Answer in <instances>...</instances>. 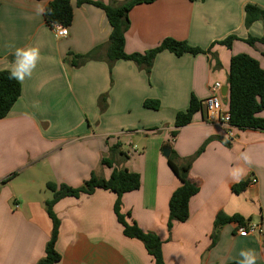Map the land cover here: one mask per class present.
<instances>
[{
	"label": "crops",
	"instance_id": "1",
	"mask_svg": "<svg viewBox=\"0 0 264 264\" xmlns=\"http://www.w3.org/2000/svg\"><path fill=\"white\" fill-rule=\"evenodd\" d=\"M52 1L0 0V71L11 68L15 48L37 46L41 52L32 78L20 83L21 96L0 120V264H38L44 258L52 230L45 210L52 198L47 183L79 188L92 175L107 180L112 169L103 159L140 176L141 187L121 198L122 213L159 237L165 264H238L246 248L255 249L257 264H264V131L234 128L229 138L222 125L206 122L202 109L173 140L170 135L177 113L187 110L192 96L203 102L216 82L227 111L231 57L247 54L264 70V45L244 41L264 34L261 21L244 26L245 5L264 9V0H155L133 7L126 54L144 53L171 38L215 55L164 51L148 74L130 61L109 67L105 49L111 27L93 5L72 0V24L66 37L57 38L44 15L35 12L36 4ZM90 1L115 7L125 2ZM230 35L238 37L230 49L214 44ZM96 49L95 60L71 66V55ZM145 101H158L159 108L147 109ZM258 117L264 119V111ZM165 145L179 164L191 160L190 178L199 187L189 201L188 220L171 230L168 202L180 183L162 154ZM241 152L249 153L251 164L238 159ZM236 166L245 169L241 181L256 180L241 194L231 191L237 183L229 172ZM115 201L113 192L96 189L53 206L60 222L55 264H154L140 241L123 235ZM219 212L238 214L256 230L240 237L236 224H229L212 245Z\"/></svg>",
	"mask_w": 264,
	"mask_h": 264
},
{
	"label": "trees",
	"instance_id": "2",
	"mask_svg": "<svg viewBox=\"0 0 264 264\" xmlns=\"http://www.w3.org/2000/svg\"><path fill=\"white\" fill-rule=\"evenodd\" d=\"M75 1L78 6L90 4L100 8L105 13L111 27V33L105 49V60L110 68L116 61L124 60L133 62L138 67L143 68L148 74L157 54L164 51L170 52L175 56H182L184 54L193 56L198 54L211 55L210 48L203 50L198 47H192L186 42L171 38L164 39L157 47L144 53L126 54L125 33L129 27L128 14L130 10L137 5L150 4L155 0H125L122 5L116 7L90 0ZM46 7L53 10L52 14L44 15L45 21L50 27H54V24H59L63 28L71 26L73 20L72 0H53ZM244 13V26L246 28H249L257 21H261L264 24V9L247 4L244 7ZM236 40H238L237 36L230 35L214 44L230 49ZM244 41L252 47L255 44L264 45V34L261 37L249 36ZM96 52L97 49L86 55H71V66L79 67L87 60H95L97 58ZM211 56L215 58V55ZM217 65L218 61H216L215 66ZM8 76V71H0V120L8 115L13 105L21 96L20 83L10 80ZM227 84V111L229 113L230 126L237 130L264 131V119L258 117V114L264 111V70L260 67L259 62L247 54L231 57ZM143 106L147 109L157 110L159 102L145 101ZM201 110L202 102L197 101L192 96L187 110L177 113L175 117L174 130L170 133L171 139L175 138L179 128L191 124L193 116ZM167 143L170 144V141ZM202 151L203 148L198 154ZM175 158V153L171 150L167 163L179 181L180 186L171 194L168 202V230H171L175 223H184L188 220L189 201L199 192L198 185L190 178L191 160L179 164ZM101 163L112 169L110 177L107 180L92 175L79 188H72L64 184L57 185L52 182L47 183L46 187L52 193V198L45 202V210L51 220L52 230L45 247L44 258L38 264H55L60 260V255L55 249L60 222L53 212V206L63 198H79L81 195H91L96 189L111 191L116 195L114 214L117 222L122 226L123 235L127 238L140 241L147 253L153 258L154 264H165L162 256V242L159 237L152 232H143L131 220L129 213H122L121 198L125 193L136 191L141 187L140 176L126 169L119 170L113 168L111 160L103 159ZM249 184V181H241L234 184L231 187V191L234 194H241L247 189ZM229 224H236L237 230L248 226L247 221L238 214L227 216L223 212H219L214 221V233L211 235L212 245L216 244L218 240L219 230Z\"/></svg>",
	"mask_w": 264,
	"mask_h": 264
},
{
	"label": "clouds",
	"instance_id": "3",
	"mask_svg": "<svg viewBox=\"0 0 264 264\" xmlns=\"http://www.w3.org/2000/svg\"><path fill=\"white\" fill-rule=\"evenodd\" d=\"M35 12L36 15L42 16L45 14H52L53 10L47 8L43 3H38L35 5ZM54 29L57 33V38H59L60 35H67V30L63 29L59 24H54ZM11 54L14 55L15 59L14 62H12L11 68L8 70V78L22 84L26 79L32 78L41 60L40 48L30 45L18 47L15 48ZM238 159L242 160L245 164H251L252 162L248 152H241ZM229 175L234 182L239 183L245 176V169L242 166H236L230 170ZM253 228H255V225H253ZM241 234L247 235L248 233L241 230ZM257 259L258 254L255 249H241L239 252L238 264H257Z\"/></svg>",
	"mask_w": 264,
	"mask_h": 264
},
{
	"label": "built area",
	"instance_id": "4",
	"mask_svg": "<svg viewBox=\"0 0 264 264\" xmlns=\"http://www.w3.org/2000/svg\"><path fill=\"white\" fill-rule=\"evenodd\" d=\"M63 28V27H62ZM67 30L68 33V28H63ZM54 33L57 36V33L53 27ZM67 35H60L59 37H66ZM221 89V84L216 82L212 85L210 88V96L207 97L203 102H202V109L205 112V120L206 122L210 123H218L222 125L223 128H225V131L228 135L229 138L234 137V128L230 126L229 124V113L228 111L223 110L222 107V102H221V96H220V91ZM256 182L255 179L251 180V184H254ZM17 207V206H16ZM241 230L244 232L248 233L247 235H242ZM256 230V227H242L237 230V233L240 237H246L253 233Z\"/></svg>",
	"mask_w": 264,
	"mask_h": 264
},
{
	"label": "water",
	"instance_id": "5",
	"mask_svg": "<svg viewBox=\"0 0 264 264\" xmlns=\"http://www.w3.org/2000/svg\"><path fill=\"white\" fill-rule=\"evenodd\" d=\"M227 95V87H224V93L222 94V97H226ZM171 152V147L169 145H165L162 147V154L165 158H169Z\"/></svg>",
	"mask_w": 264,
	"mask_h": 264
},
{
	"label": "rangeland",
	"instance_id": "6",
	"mask_svg": "<svg viewBox=\"0 0 264 264\" xmlns=\"http://www.w3.org/2000/svg\"><path fill=\"white\" fill-rule=\"evenodd\" d=\"M14 184H17V181H15ZM2 187H3V186L0 185V189H1Z\"/></svg>",
	"mask_w": 264,
	"mask_h": 264
}]
</instances>
